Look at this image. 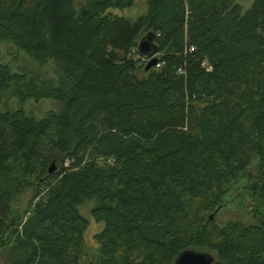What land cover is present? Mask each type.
I'll return each instance as SVG.
<instances>
[{"label":"trees","instance_id":"trees-1","mask_svg":"<svg viewBox=\"0 0 264 264\" xmlns=\"http://www.w3.org/2000/svg\"><path fill=\"white\" fill-rule=\"evenodd\" d=\"M136 1L0 0V41L63 71L39 87L0 62V245L13 196L36 188L8 264H173L187 248L264 264V0L113 12ZM236 198L254 222L219 224Z\"/></svg>","mask_w":264,"mask_h":264},{"label":"rangeland","instance_id":"rangeland-1","mask_svg":"<svg viewBox=\"0 0 264 264\" xmlns=\"http://www.w3.org/2000/svg\"><path fill=\"white\" fill-rule=\"evenodd\" d=\"M254 0H238L242 5L243 11H246ZM135 8L132 10H119L114 9L113 12L119 15H136L146 11V4L137 0L135 3ZM0 62L7 63L10 65L11 69L15 72L25 73L29 78H32L36 84L40 86L49 85L51 82H58L63 76V71L55 58H50L46 62H37L28 56L25 52L19 51L13 43L0 41ZM55 107L52 102L42 101L33 104L32 108L39 114H42L46 107ZM56 172L60 171V164H57ZM36 193L35 187L27 188L23 193L15 194L12 201L13 213L11 215V227L3 235V245H0V264H8L12 262L15 258H23L25 256V251H23L16 240V234L14 230H20L21 225H23L29 213L26 210L29 207L31 200ZM230 198V197H229ZM37 200V199H36ZM249 201V203H248ZM92 205V204H91ZM217 222L219 224H224L229 220H240L244 223H253V210L250 205V199L240 200L234 199L230 206H224L216 215ZM99 229V225L97 226ZM96 228L87 232V240L90 245V254L87 255V261L93 257L94 247L96 242L94 237L91 235Z\"/></svg>","mask_w":264,"mask_h":264},{"label":"water","instance_id":"water-1","mask_svg":"<svg viewBox=\"0 0 264 264\" xmlns=\"http://www.w3.org/2000/svg\"><path fill=\"white\" fill-rule=\"evenodd\" d=\"M138 49L141 54L148 55L150 59L146 64V68H152L157 64V58L154 56L157 51V47L153 42V34L151 32L145 34L139 41ZM56 162L53 161L49 168V173H52L56 169ZM220 206L218 207V209ZM213 214L210 215L212 217ZM216 256L214 253L205 250H198L193 248H187L182 250L174 259L173 264H215Z\"/></svg>","mask_w":264,"mask_h":264},{"label":"built area","instance_id":"built-area-1","mask_svg":"<svg viewBox=\"0 0 264 264\" xmlns=\"http://www.w3.org/2000/svg\"><path fill=\"white\" fill-rule=\"evenodd\" d=\"M157 66H160V64H157ZM209 69L211 68V67H208Z\"/></svg>","mask_w":264,"mask_h":264}]
</instances>
